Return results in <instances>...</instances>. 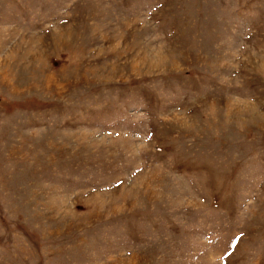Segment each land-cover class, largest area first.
<instances>
[{"label":"rangeland","instance_id":"obj_1","mask_svg":"<svg viewBox=\"0 0 264 264\" xmlns=\"http://www.w3.org/2000/svg\"><path fill=\"white\" fill-rule=\"evenodd\" d=\"M0 264H264V0H0Z\"/></svg>","mask_w":264,"mask_h":264}]
</instances>
